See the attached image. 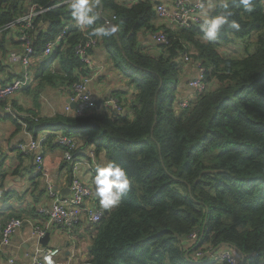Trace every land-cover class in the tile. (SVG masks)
<instances>
[{
  "label": "trees",
  "instance_id": "1",
  "mask_svg": "<svg viewBox=\"0 0 264 264\" xmlns=\"http://www.w3.org/2000/svg\"><path fill=\"white\" fill-rule=\"evenodd\" d=\"M99 1L102 12L99 5L94 9L99 19L85 27V32L69 29L33 75L40 88L43 83L65 88L77 80L73 70L88 73L74 48L85 34L92 36L94 28L106 24L104 12H108L109 20L121 30L101 38L98 45L130 88L127 100L116 94L124 104L123 111L106 112L100 107L80 116L39 117L32 113V118L23 119L32 139L50 133L42 145L51 144L55 133L75 138L78 146L71 152L78 159L84 147L79 141L84 139L86 146H93L94 156L103 153L106 163L116 161L127 170L130 188L118 205L105 208L107 213L90 227L88 258L83 264H211L194 261L192 252L218 246L233 247L245 260L264 264V0H253L251 12L244 10L241 0H214L209 17L221 14L223 3L233 15L211 41L201 25L155 27L154 6L149 1L139 0L129 8L115 0ZM57 2L0 0L1 32L15 36L6 25L22 17L30 4L44 9L33 18L32 33L35 55L41 56L44 45L61 26L75 21L70 3L56 6ZM232 21L240 27L232 28ZM39 24L48 27L41 32ZM144 31L151 35L162 31L167 44L153 41L157 53H149L140 45L138 35ZM252 33L256 34L252 53L246 49L244 56L237 57L226 51L236 39ZM185 53L204 66L206 87L194 98L185 97L188 105L180 108L176 92L186 82L179 67ZM54 60L58 65L51 69ZM32 92L38 95L39 90ZM17 152L30 161L25 170L34 194L40 174L33 175V156ZM3 164L0 157V187ZM43 194L44 188L36 197ZM94 199L98 201L95 193ZM26 210L44 220L34 203ZM10 218L23 220L12 211L0 222V232ZM193 230L201 232L194 247L185 240Z\"/></svg>",
  "mask_w": 264,
  "mask_h": 264
},
{
  "label": "built area",
  "instance_id": "2",
  "mask_svg": "<svg viewBox=\"0 0 264 264\" xmlns=\"http://www.w3.org/2000/svg\"><path fill=\"white\" fill-rule=\"evenodd\" d=\"M71 0H58L57 5L68 4ZM206 0H168L167 3H158L154 6L155 16L164 21L165 26L172 29L183 28L190 29L193 26L201 25L203 23L201 12L206 8ZM203 6V7H202ZM44 9L37 8L35 4H30L26 13L6 25L5 29H13L16 32L15 38L20 46L19 52H10L7 55V61L11 64H17L22 68V74L19 78H15L0 86V103L7 99L10 95L20 91L24 88L35 86L36 80L34 78L31 66L36 61V55L33 49L32 33L35 26L33 25V18L42 13ZM77 28L85 32V27L79 26L76 21L65 22L56 34L55 38L48 41L42 50L41 56L48 59L51 55L53 48L61 43L64 39L66 32L69 29ZM0 33L1 30H0ZM85 39L81 40L74 48L75 55L79 58L85 69L88 70L86 74H80V70L75 69L72 75L77 80L72 82L63 90L68 97L64 105V114L72 116L84 115L94 109H102L106 112H122L124 109L123 102L115 95L109 96L104 99L100 104H96V99L91 94L90 82L93 78L99 76L106 66L92 65L91 51L98 46L101 38L95 36L84 35ZM152 40L155 44H167L166 35L160 31L152 35ZM184 64H188L193 69V75L186 80L185 86L192 90L190 97L200 94L205 90V68L204 66L194 61L188 53L181 57ZM50 68H54L53 62ZM65 75V74H63ZM194 98V97H193ZM189 99L184 98L178 101L180 108H185L188 105ZM71 104L75 106L72 107ZM9 114H12L10 109H7ZM43 138L38 140L30 139L21 141L16 145V150L24 155H32L35 164L33 175L43 174V155H42V142ZM54 141L60 145L63 159L71 166L72 178L70 183L67 184L69 191L66 195H62L60 191L54 190L51 182L45 185V195L50 199L49 205L39 206L38 213L41 214L46 222L47 228L51 225H56L60 229L67 232L70 240L72 239V248L70 251L69 261L67 263L59 262L56 257L60 253L59 249H47L38 243V240L43 238L49 231L47 228L42 229L40 226H33L32 235L38 243L37 253L38 256L33 257L32 264H48L51 260L52 264H71V258H74L80 251L79 242L73 239L72 228L79 226L85 222L88 226L96 224L102 217L105 207L99 202L94 201V186L89 182H84L78 175H73V171L79 169V159L74 158L72 152L77 148V141L75 138L66 136L64 134L55 133ZM87 156L94 157V150L92 145L87 147ZM89 175H93L90 171ZM22 220L18 218H10L2 227L0 232V264H16V257L14 254H4L3 250L9 245L11 237L21 229ZM201 237L199 230H193L185 237L186 242L190 245H198ZM188 245V246H189ZM194 247V246H193ZM198 247L192 252L191 258L194 261L209 262L211 264H252L251 260H241L239 253L233 248L218 249V251ZM254 256L256 254H253ZM84 262L75 263L83 264Z\"/></svg>",
  "mask_w": 264,
  "mask_h": 264
},
{
  "label": "crops",
  "instance_id": "3",
  "mask_svg": "<svg viewBox=\"0 0 264 264\" xmlns=\"http://www.w3.org/2000/svg\"><path fill=\"white\" fill-rule=\"evenodd\" d=\"M118 4L129 8L131 5L137 3L139 0H115ZM153 4L167 3L168 0H146ZM214 0H206V8L201 12L202 20L204 21V13L209 14V5L213 4ZM100 10V9H99ZM102 12V10H101ZM105 13L106 23L113 24L108 17L111 15L108 12ZM113 20V18H112ZM155 27L165 25L164 21L155 16L152 21ZM48 25L39 24L40 31L46 30ZM120 29V26H118ZM38 32H35L36 36ZM11 35V37H10ZM140 45L146 49L149 53H157L155 44L152 40V35L149 31L140 33ZM33 39V37H32ZM20 46L16 41L14 34L0 33V86L9 82L15 78H19L22 74V68L17 64H11L7 61V55L10 52H19ZM92 65H104V70L99 76L93 78L90 82V91L94 99L97 102H103L107 94L115 95L121 94L124 100L130 98V88L127 85L125 78L120 75L116 69L112 67V62L105 50L98 45L91 51ZM48 59L37 56L36 64L31 66V70L34 74L41 69V62ZM54 65H58V60L53 61ZM180 64V61H179ZM180 73L183 78V82L188 80L193 75V69L188 64H180ZM33 68V69H32ZM40 82L37 81L35 86L30 89L24 88L16 93L7 97L6 100L0 103V157L3 158V172L4 178L0 187V222L6 218V215L12 211L22 215V227L17 231L10 239V243L4 248L3 253L14 254L16 257V264H32L33 257L38 256L37 249L38 243L32 235L33 226H40L42 229L47 228L45 220L39 219L38 216H30L27 212L28 205L34 203L36 208L39 206L49 205L50 199L45 195L36 197L38 191L45 189L47 182H51L57 191H62L67 187L68 175L71 174L68 170L71 169L70 164L63 159L62 150L55 145L54 137L52 143H44L42 145L43 165L42 172L39 179L40 184L37 191L34 194L30 192L32 183L29 180L26 168L30 166L28 158L21 156L17 150L16 145L21 141H27L33 138L32 134L26 131L23 124L25 117L32 118L35 113L39 117H52L56 114L64 113V105L68 100L67 94L63 91L65 88H61L56 84L43 83L42 88L39 87ZM128 87V88H127ZM38 88V95L33 94L32 90ZM26 89V90H25ZM176 97L183 99L189 97L192 90L183 87L177 90ZM100 104V103H99ZM98 108V106H97ZM7 109H10L12 116L6 115ZM12 118L16 120L13 121ZM15 122V123H14ZM50 133L48 131L42 132L37 135L36 138H43L44 142L48 139ZM80 146H84L78 153L79 169L73 171V175H78L84 182L93 184L94 170L97 166H103L106 164L103 153H99L100 157L87 156V147L84 144V139L79 141ZM21 162V163H20ZM17 168V173L13 171ZM92 171L93 175H89ZM34 172V170H33ZM4 213V215H3ZM26 213V214H25ZM8 221V220H7ZM91 227V226H90ZM85 222H82L79 226L72 228L73 239L79 242V253L71 258L72 262H85L87 260L86 248L89 244V229ZM49 231V240L45 246L47 249H59L60 253L56 259L61 263H67L69 261L68 255L72 248V239L68 237L65 230L60 229L56 225H51L47 228ZM79 256V257H78ZM242 260V259H241Z\"/></svg>",
  "mask_w": 264,
  "mask_h": 264
},
{
  "label": "clouds",
  "instance_id": "4",
  "mask_svg": "<svg viewBox=\"0 0 264 264\" xmlns=\"http://www.w3.org/2000/svg\"><path fill=\"white\" fill-rule=\"evenodd\" d=\"M252 2L253 0H241L245 11H252ZM98 4L99 0H71L69 7L77 24L82 27H89L99 19L98 13L94 10ZM209 7L211 8L212 5ZM220 7L224 10L221 14L209 17L207 12L204 13L205 19L200 27L205 38L209 41L217 38L221 27L229 23V17L233 15L227 3L221 4ZM230 26L236 29L240 27L236 21H232ZM117 31V25L106 23L94 28L91 35L103 38L111 36ZM93 184L97 199L107 208L119 204L121 196L130 188V179L127 170L121 164L116 161H109L103 166L96 167ZM48 264H52V261L49 260Z\"/></svg>",
  "mask_w": 264,
  "mask_h": 264
},
{
  "label": "rangeland",
  "instance_id": "5",
  "mask_svg": "<svg viewBox=\"0 0 264 264\" xmlns=\"http://www.w3.org/2000/svg\"><path fill=\"white\" fill-rule=\"evenodd\" d=\"M118 31H120V30L118 29ZM255 36H256V34L252 33L251 36H249L245 39H236L235 43H232L230 46H228L226 51L231 53V55H234L237 57L244 56L246 49H248L249 53H252L254 51V47H255L254 43H253L255 41V38H256ZM99 155L100 154H98L97 157H100ZM76 263H80V262H76ZM71 264H75V262H72ZM246 264H248V262ZM252 264H257V263L252 262Z\"/></svg>",
  "mask_w": 264,
  "mask_h": 264
},
{
  "label": "water",
  "instance_id": "6",
  "mask_svg": "<svg viewBox=\"0 0 264 264\" xmlns=\"http://www.w3.org/2000/svg\"><path fill=\"white\" fill-rule=\"evenodd\" d=\"M98 5H99V9H100V11H101V10H102V6H101V4H100V1H99V4H98ZM96 104L98 105L99 102L96 101ZM71 106L74 107L75 105H74V104H71ZM71 178H72V174H69V175H68V183H70ZM54 190H57L56 187H54ZM68 191H69V188L66 187V188H64L60 193H61L62 195H66V194L68 193ZM105 213H107L106 210L104 211V214H105ZM204 226H205V222H204V225H203V228H202V234H203V232H204ZM48 240H49V234L46 233V234L44 235L43 238H41V239L38 240V243H39L41 246L45 247V246L47 245ZM219 248H220V246L214 248L212 252L217 251ZM231 248H233V247H231ZM233 249L236 250V251L239 253V255H240V257H241V259H242V261H243L244 258H243L242 253H241L240 251H238L237 249H235V248H233ZM186 256H187V255H185V257H186Z\"/></svg>",
  "mask_w": 264,
  "mask_h": 264
}]
</instances>
